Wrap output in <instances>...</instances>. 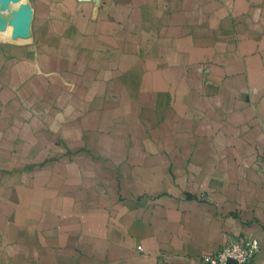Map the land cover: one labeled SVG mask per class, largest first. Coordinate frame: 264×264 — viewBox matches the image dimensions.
<instances>
[{"label": "crops", "instance_id": "1", "mask_svg": "<svg viewBox=\"0 0 264 264\" xmlns=\"http://www.w3.org/2000/svg\"><path fill=\"white\" fill-rule=\"evenodd\" d=\"M38 2L32 48L0 42V264H201L243 236L264 264V0Z\"/></svg>", "mask_w": 264, "mask_h": 264}, {"label": "rangeland", "instance_id": "2", "mask_svg": "<svg viewBox=\"0 0 264 264\" xmlns=\"http://www.w3.org/2000/svg\"><path fill=\"white\" fill-rule=\"evenodd\" d=\"M40 6L38 0H0V42L18 44L27 39V46L31 47L33 37L41 35L42 27L47 26L39 20ZM8 28L10 36L4 33Z\"/></svg>", "mask_w": 264, "mask_h": 264}, {"label": "built area", "instance_id": "3", "mask_svg": "<svg viewBox=\"0 0 264 264\" xmlns=\"http://www.w3.org/2000/svg\"><path fill=\"white\" fill-rule=\"evenodd\" d=\"M261 248L255 236L233 238L215 252L202 256L201 264H250Z\"/></svg>", "mask_w": 264, "mask_h": 264}]
</instances>
